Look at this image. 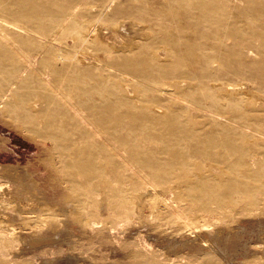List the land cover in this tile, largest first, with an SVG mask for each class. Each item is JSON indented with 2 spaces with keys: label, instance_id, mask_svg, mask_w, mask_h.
I'll return each mask as SVG.
<instances>
[{
  "label": "rangeland",
  "instance_id": "1",
  "mask_svg": "<svg viewBox=\"0 0 264 264\" xmlns=\"http://www.w3.org/2000/svg\"><path fill=\"white\" fill-rule=\"evenodd\" d=\"M0 32V186L42 198L17 238L58 242L1 243L0 264H264V0H0ZM149 186L172 208L132 196ZM99 187L132 217L82 224ZM205 210L198 231L170 219Z\"/></svg>",
  "mask_w": 264,
  "mask_h": 264
},
{
  "label": "bare ground",
  "instance_id": "2",
  "mask_svg": "<svg viewBox=\"0 0 264 264\" xmlns=\"http://www.w3.org/2000/svg\"><path fill=\"white\" fill-rule=\"evenodd\" d=\"M263 2V1H262ZM219 4V3H218ZM224 5H220V7L222 8ZM218 9H219V6H218ZM73 14V13H72ZM6 24H8V25H13V27L14 28H18V29H23V27L22 26H19V25H16V24H13V23H11L10 21H6ZM115 28V27H114ZM65 29V28H64ZM80 29V28H79ZM81 31V30H80ZM2 32V31H1ZM0 32V33H1ZM82 33V32H81ZM98 33V32H97ZM96 33V34H97ZM1 36H2V34H0ZM83 35V34H82ZM94 34H88L83 40L84 41H86V40H88L87 39V37H91V36H93ZM1 36H0V39H2L1 38ZM6 37V36H5ZM93 37H95V36H93ZM82 39V38H81ZM3 40V39H2ZM5 41H8L7 39L5 40ZM104 42V41H103ZM7 43H10V42H7ZM51 46V45H50ZM86 46V45H85ZM9 47V46H8ZM126 48V47H125ZM12 49L14 50V52H17V54L19 55L21 52V50L20 49H18V47L17 48H14V46L12 47ZM11 49V50H12ZM59 49V48H58ZM12 50V51H13ZM54 50V49H53ZM60 50V49H59ZM59 50H57V52L59 51ZM115 50H117V49H115ZM123 50V49H122ZM55 53V52H54ZM59 53V52H58ZM52 55V54H51ZM66 55V54H65ZM79 55V54H78ZM62 56V55H61ZM68 56V55H67ZM85 56V55H84ZM19 57V56H18ZM53 57V56H52ZM63 57V56H62ZM58 58V57H57ZM28 59V58H27ZM56 59V58H55ZM79 59V58H78ZM82 60V62L84 61V59L82 58L81 59ZM29 61V60H28ZM96 61V60H95ZM81 62V63H82ZM136 63H137V61H136ZM25 64V63H24ZM30 64V63H29ZM97 64V63H96ZM99 64V63H98ZM127 64H129V63H126V65ZM52 71V70H51ZM20 72V71H19ZM131 74V73H130ZM42 75V74H41ZM127 75V74H126ZM1 77V76H0ZM127 78V77H126ZM17 82V81H16ZM16 82L14 81V82H12L11 83V88H10V90L9 91H11V89L14 87V85L16 84ZM125 85V84H124ZM155 86V85H154ZM4 88V87H3ZM59 89H60V87H59ZM57 90V89H56ZM55 90V91H56ZM149 91V90H148ZM59 92V91H58ZM126 92H128V91H126ZM134 95V94H133ZM8 96V93H6L5 95H3L2 96V99H1V101L3 100V99H5L6 97ZM65 99V98H64ZM135 100V99H134ZM0 101V104H2V102ZM67 102H69V101H67ZM35 102L33 101V104H34ZM64 103V102H63ZM3 108V112L2 113H4V114H9V110H8V107L6 108V107H2ZM74 114H75V116H77L78 118H81L84 114H85V109H84V107L82 106V104H78V103H73V104H69V107H68ZM114 110V109H113ZM113 110H112V112H113ZM111 111V110H110ZM110 113V112H109ZM108 113V114H109ZM73 114V115H74ZM125 114V113H124ZM107 115V114H106ZM86 116V115H85ZM116 116V115H115ZM109 117H110V119H112V120H116V121H120V119H122V117L121 116H117L116 117V119H115V117H114V115H109ZM77 118V119H78ZM84 118V117H83ZM134 117L132 116V115H129V119H133ZM112 122V121H111ZM114 122V121H113ZM93 124H94V122H93ZM110 124V123H109ZM92 131V130H91ZM106 130H104V131H98L97 132V134L96 135H98L99 137H101V138H104V140H105V142H110V141H112V138L114 137L111 133H109V132H105ZM105 132V133H104ZM93 133V132H92ZM45 137H47V138H50V139H52V140H55V137H54V135H50V134H48V133H44L43 134ZM51 136V137H50ZM262 139V138H261ZM103 140V141H104ZM115 140H113V142H114ZM210 141V140H209ZM208 141V143H206L205 142V145H207V148H210V147H213V148H218L219 149V147L217 146V141H215V140H213V142H209ZM124 142V141H123ZM211 143H213V146H211ZM228 142H226V146L228 147V144H227ZM252 143V142H251ZM114 145V144H113ZM234 145V144H233ZM113 147V146H112ZM108 149H109V147H108ZM217 149V150H218ZM231 149V148H230ZM112 150H113V148H112ZM221 151H222V149H220ZM114 151L116 152L115 153V156L116 155H120V153L119 152H122L123 151V148L122 147H119V146H116L115 147V149H114ZM204 151H206V150H204ZM204 151H200L199 153H198V155L199 154H202ZM239 151V150H238ZM112 152V151H111ZM222 154V153H221ZM112 155H114V154H112ZM251 155H253V154H251ZM120 156H122V155H120ZM124 156V155H123ZM125 157V156H124ZM200 157H204L203 155L202 156H200ZM121 158V157H120ZM120 160V159H119ZM126 160V159H125ZM124 161V160H123ZM127 161V160H126ZM129 161L131 162V163H134V162H136V158L135 157H133L132 159H130L129 158ZM204 161H206L207 163L206 164H208L210 161L209 160H207V159H204ZM123 163V162H122ZM212 163V162H211ZM135 164V163H134ZM210 164V163H209ZM209 164H208V166H209ZM122 165V164H121ZM129 165H131V164H129ZM150 165H152L151 163H150ZM195 165V164H194ZM212 166L214 165V164H211ZM116 166V165H115ZM124 166H125V164H124ZM132 166V165H131ZM126 167V166H125ZM133 167V166H132ZM216 167V166H215ZM219 167V166H218ZM244 168V167H243ZM132 171V170H131ZM135 171H136V169H135ZM135 171H134V173H135ZM140 171V170H139ZM130 172V171H129ZM131 174H133V173H131ZM134 177V176H133ZM190 181V180H189ZM104 183V182H103ZM192 183V182H191ZM144 184V183H143ZM101 186V185H100ZM9 187V186H8ZM7 187V185L5 186H0V244L1 243H3V247L4 248H8L11 244H13V243H15L16 241H18V240H20L21 241V243H19L20 245L22 244V248H20L21 250L23 249L24 250V248H26V250L29 248V250H30V248L32 249V250H36L37 248H39V247H41L42 245L43 246H52V244H55V243H58V242H56V240L55 239H48V238H42L41 236H37V237H35V238H33V239H30V240H28L27 241V239L26 238H24V239H22V237L19 239V237L17 238V234L16 233H18L17 232V227H15V225H14V223H11V221H13L14 222V214L15 215H19V216H21L22 218H23V220H25L24 218H27V217H40V216H36L35 215V212L36 211H39V210H37L38 208L37 207H39V201L42 199L40 196H37V197H40L41 199L39 200V198L37 199V200H34L33 198L31 199V197L29 196V195H34V191H32L31 192V190H23V192L21 191V192H18L17 190V195H14L12 192H15V191H10V189ZM102 187V186H101ZM101 187H99L98 189L99 190H93V192H92V194L90 193V195L91 196H89V199H88V202H86V203H88V204H86L85 206H84V204H82L83 206H84V208L85 207H88V209H89V207H93V211L91 212V213H89V216H83V218H79L80 220V222L82 223V224H87V225H89L90 227H94L95 226V223H96V221L94 220V219H92L91 217H93V216H95V214H99L100 216H99V218L102 216V211H106L108 208H112L113 210H114V214L117 216H120V217H132V216H130V214H128V203H123V202H118L117 201V199H115V198H113V200H112V198L111 197H109V198H107V192L105 191V188L103 187V188H101ZM16 188V187H15ZM144 188V187H143ZM155 188V186H149V188L147 187L146 188V190L145 189H143V191H139V190H137L136 192H133V191H131L132 192V196H138V197H140V196H144V195H147V194H154L155 196H156V198L158 199V201H160V202H163L165 205H166V207H171L172 208V206H170L171 204L170 203H167V200L166 199H163L162 197H163V195H161V194H159V192H158V190H155L154 189ZM179 188V187H178ZM13 189V188H12ZM18 189V188H17ZM83 189V188H82ZM121 189V188H120ZM136 189H138V188H136ZM158 189V188H157ZM118 190H119V188H118ZM128 190H130V189H128ZM97 191H98V193H97ZM124 191V190H123ZM126 191V190H125ZM114 192V191H113ZM22 193H25V196L24 195H22ZM85 193H87V191L85 192ZM89 194V193H88ZM111 194V193H110ZM119 194H120V192H119ZM118 194V195H119ZM175 194V193H174ZM96 195H100V196H102L101 197V201L99 202L98 200L97 201H95L96 200ZM10 197L9 199H5V197ZM127 196H128V193H127ZM131 196V195H130ZM93 197H95L94 199L95 200H92V198ZM113 197H116V196H113ZM120 197V196H119ZM123 197V196H122ZM124 198H126V197H124ZM143 198V197H142ZM145 198V197H144ZM155 198V199H156ZM72 199H74V198H71V200L70 201H72ZM78 199V198H77ZM81 199V198H80ZM107 199L110 201V202H112L113 204H111L110 203V205L109 204H106L105 202H107ZM115 199V200H114ZM121 199V198H120ZM123 199V198H122ZM127 199V198H126ZM134 199V198H133ZM154 199V200H155ZM75 200V199H74ZM83 200V199H82ZM139 200V199H138ZM217 200V199H216ZM45 201V200H44ZM43 201V202H44ZM115 201H117V202H115ZM157 201V202H158ZM5 202H7V203H5ZM45 202H47V201H45ZM44 202V203H45ZM72 202H74V201H72ZM85 202V201H84ZM83 202V203H84ZM124 202H128V201H124ZM132 202V201H131ZM130 202V203H131ZM14 203V204H13ZM75 203V202H74ZM134 203V202H133ZM138 203V202H137ZM140 203V202H139ZM175 203V202H174ZM179 203V202H178ZM257 202H255V204H256ZM12 204V205H11ZM41 204V203H40ZM76 205V204H75ZM106 205H108V206H106ZM264 205V204H263ZM74 206V205H73ZM98 206H99V210H98ZM134 206V205H133ZM174 206V205H173ZM192 206V205H191ZM262 206V205H261ZM52 207V206H51ZM76 207V206H75ZM181 207V206H180ZM35 208H37L36 209V211L35 210H33V209H35ZM77 208V207H76ZM264 208V207H263ZM42 209V208H41ZM75 209V208H74ZM165 209H167V208H165ZM173 209H174V207H173ZM180 209V208H179ZM29 210H31V212L29 211ZM85 210V209H84ZM66 211V210H65ZM132 211V210H131ZM175 211V210H174ZM173 211V212H174ZM182 211V210H181ZM181 211H177V212H175L174 214H173V216L170 218L172 221H173V224H174V222H176L177 220H179L180 222H181V224H182V226H184L185 228H188V231H191V232H194V229H195V231L197 230L198 231V229H196V228H198L199 227V225H198V221H200V219H202L203 220V222L204 221H206L205 219H207L208 217L207 216H209L210 214H209V211H207V210H205V212L204 213H198L196 216H195V213L194 212H192V213H194V214H192V213H190V214H192V215H185V213L184 212H181ZM220 211V210H219ZM238 211V210H237ZM12 212V213H11ZM71 212V211H70ZM78 212V211H77ZM157 212V211H156ZM170 212V211H169ZM212 212V211H211ZM158 213V212H157ZM217 213V212H216ZM28 214H32V215H28ZM42 214V213H41ZM51 214V213H50ZM53 214V213H52ZM71 214V213H70ZM77 214V213H76ZM75 214V215H76ZM80 214V213H79ZM78 214V215H79ZM107 214V213H106ZM161 214V213H160ZM74 215V214H73ZM157 215V214H156ZM171 215V214H170ZM215 216H216V214H214ZM14 216V217H13ZM80 216V215H79ZM166 216V215H165ZM168 216V215H167ZM211 216V215H210ZM213 216V215H212ZM42 217V216H41ZM170 217V216H169ZM44 218V217H43ZM49 219H52V218H50V216L48 217ZM58 218V217H57ZM129 218V219H130ZM215 218V217H214ZM17 219V218H16ZM21 219V218H20ZM32 219V218H31ZM45 219V218H44ZM133 219V218H132ZM157 219V218H156ZM219 219V218H218ZM57 220V219H56ZM16 221V220H15ZM130 221V220H129ZM167 221H169V220H167ZM178 221V222H179ZM20 222V221H19ZM40 222V221H39ZM45 223L44 224H42V227L44 226H46L47 225V228H49L50 229V231L51 230H53L52 232H56V231H59L56 227H57V225L54 223V221L53 220H48V219H45V221H44ZM58 222V221H57ZM61 222V221H60ZM171 222V221H170ZM201 222V221H200ZM207 222V221H206ZM97 224V223H96ZM172 224V223H171ZM179 224V223H178ZM177 225V224H176ZM205 225H207V224H203V226H205ZM202 226V225H201ZM200 226V227H201ZM43 227V228H44ZM27 228V227H26ZM29 229V228H28ZM31 229V228H30ZM41 229V228H40ZM45 229V228H44ZM57 229V230H56ZM92 229V228H91ZM22 230V229H21ZM65 230V229H64ZM53 233L54 234V236H56V235H58V233L59 232H57V233ZM33 236V235H32ZM199 236V235H198ZM26 237V236H25ZM69 237H70V235H69ZM53 238V237H52ZM56 238V237H55ZM18 239V240H17ZM26 239V240H25ZM101 239V238H100ZM71 241V240H70ZM18 243H16V245L18 244ZM74 243V242H73ZM207 243V242H206ZM20 245H17V246H20ZM145 245V244H144ZM207 245V244H206ZM14 246V245H13ZM12 245H11V248L13 247ZM46 246V247H47ZM3 247H1V248H3ZM46 247H45V249H46ZM203 247V246H202ZM49 248V247H48ZM50 248H53V247H50ZM58 248V247H57ZM74 248V247H73ZM41 249V248H40ZM6 250H8V249H6ZM9 250H11L10 249V247H9ZM20 250V251H21ZM22 250V252H24ZM42 250H44L43 249V247H42ZM11 251H13V250H11ZM28 251V250H27ZM51 251H53V249L51 250ZM26 252V251H25ZM29 252H31V251H29ZM44 252V251H43ZM54 252V251H53ZM53 252H51V253H53ZM67 252V251H66ZM209 252L210 253H212L213 255L215 254V253H218V252H214V248L213 247H211L210 249H209ZM15 253V252H14ZM21 253V252H20ZM28 253V252H27ZM27 253H25V254H27ZM44 254H47V253H44ZM49 254V253H48ZM190 254V253H189ZM28 255H29V253H28ZM73 255V254H72ZM25 256V255H24ZM30 256V255H29ZM51 256V255H50ZM74 256V255H73ZM76 256V255H75ZM200 256V255H199ZM215 256V255H214ZM154 257V256H153ZM52 258H54V257H52ZM101 258V257H100ZM193 258V257H192ZM19 259V258H18ZM21 259V258H20ZM190 259V258H189ZM196 259V258H195ZM217 259V258H216ZM49 260V261H48ZM47 261H45V263L44 264H60L59 263V260H61L60 258H54V260H50V259H48ZM61 261H63V260H61ZM188 262V261H187ZM43 264V263H42ZM61 264H62V262H61ZM82 264V263H81Z\"/></svg>",
  "mask_w": 264,
  "mask_h": 264
}]
</instances>
